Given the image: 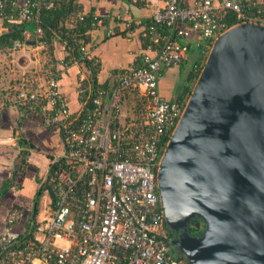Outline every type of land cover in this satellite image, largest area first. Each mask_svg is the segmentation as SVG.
Returning a JSON list of instances; mask_svg holds the SVG:
<instances>
[{"label":"built area","instance_id":"2783aa9c","mask_svg":"<svg viewBox=\"0 0 264 264\" xmlns=\"http://www.w3.org/2000/svg\"><path fill=\"white\" fill-rule=\"evenodd\" d=\"M160 1L162 9L152 12L150 24L140 34L143 50L127 66L116 68L111 84L93 87L92 70L84 67L87 75L81 72L77 85L79 108L73 112L60 90L59 73L37 80L23 71L29 64L32 69L29 49L43 47L38 43L43 11L55 9L58 3L0 0V34L7 30L5 22L24 24L22 38L11 41L10 61L17 66L21 59H29L17 66L22 69L17 85L0 84V110L14 105L59 135L48 171L49 212L37 219L27 237L9 228L21 218L20 210L8 211L6 228L0 233V264H186L168 245L157 172L188 95L166 99L158 91L157 78L164 68L185 59L192 38L198 62L191 69L198 78L219 35L242 23L264 26V4ZM73 16L84 18L76 12ZM88 19L90 27L102 21L97 16ZM68 28L66 35L77 31L73 23ZM73 40L79 55L63 40L67 49L60 64L98 61L91 57L86 41ZM127 90H136L144 100L138 122L123 104ZM17 141L15 134L0 137V145L24 149Z\"/></svg>","mask_w":264,"mask_h":264},{"label":"water","instance_id":"95a60500","mask_svg":"<svg viewBox=\"0 0 264 264\" xmlns=\"http://www.w3.org/2000/svg\"><path fill=\"white\" fill-rule=\"evenodd\" d=\"M186 264H264V26L213 42L157 172ZM204 226L192 235L188 222Z\"/></svg>","mask_w":264,"mask_h":264},{"label":"crops","instance_id":"0c3cea01","mask_svg":"<svg viewBox=\"0 0 264 264\" xmlns=\"http://www.w3.org/2000/svg\"><path fill=\"white\" fill-rule=\"evenodd\" d=\"M257 1L264 4V0ZM181 2L190 5L192 0ZM74 4L77 6L76 13H81L86 18L97 16L102 20L100 25L88 27L86 32V42L92 50L91 57L98 59L93 79L102 85L111 84L116 68L127 66L143 50L140 34L150 24L152 12L163 7L160 0H74ZM71 24L72 22H67L68 27ZM108 29L112 30L109 35L106 33ZM189 41L185 59L164 68L157 78L158 91L166 99L186 97L195 84V79L191 81L188 76L197 59L198 48L195 38ZM31 48V64L36 62L37 67L41 49H35L34 46ZM66 49L62 43L55 42L53 52L58 61L56 67L60 70V90L70 110L75 112L79 108L78 77L81 72L84 75L87 72L85 64H60L61 59L65 58ZM151 54L154 55V52L151 51ZM37 78L41 79L40 76ZM1 86L5 87L7 84L3 82ZM11 134L17 135V142L24 149L0 145V233L6 228L8 211L17 208L21 212V218L9 228L28 237L37 219L49 212L48 171L53 154L59 148V135L23 109L9 105L0 110V137ZM44 198L45 209L40 210V201Z\"/></svg>","mask_w":264,"mask_h":264},{"label":"trees","instance_id":"16d2710c","mask_svg":"<svg viewBox=\"0 0 264 264\" xmlns=\"http://www.w3.org/2000/svg\"><path fill=\"white\" fill-rule=\"evenodd\" d=\"M58 4L53 10H44L41 18V27L43 29V34L40 39H38V43L42 44L43 47L40 49V65L39 72L44 75L43 78H47L49 76L56 75L59 73V69L56 67V57L54 56L53 48L55 42L62 43L63 40H67L68 45L72 47V53L76 56L79 55V47L78 44L73 40V37L77 39H82V41H86V32L89 26L88 17H84L83 19L74 18V12H76V4H74V0H55ZM72 22L74 24V28L77 31H73V36L66 35V31L69 30L67 26V22ZM7 26V30L0 34V50L6 51L11 56V41L15 38H22V32L24 30L23 23L16 22H5ZM57 61V62H56ZM198 62V59L195 60ZM85 66L87 68H91L92 74L95 72V66L98 64L90 62V60L84 61ZM46 68V71H45ZM28 75V72L25 73ZM30 75L33 77L35 75ZM189 80L194 81L196 78V74L194 71L189 72L188 76ZM98 83L94 81L93 87H95ZM102 85V84H100ZM190 91V90H189ZM122 100L125 108L130 112L129 115L132 116L136 122H138L141 118V113L143 111L144 100L139 96L136 90H127L122 95ZM55 166V165H54ZM54 168V167H53ZM48 185V184H47ZM49 187V185H48ZM204 224L199 217H193L188 222V229L192 234H199L203 228ZM25 237L22 240H26ZM174 253V252H173ZM178 258H183L181 255L176 254Z\"/></svg>","mask_w":264,"mask_h":264},{"label":"rangeland","instance_id":"374dc122","mask_svg":"<svg viewBox=\"0 0 264 264\" xmlns=\"http://www.w3.org/2000/svg\"><path fill=\"white\" fill-rule=\"evenodd\" d=\"M32 27H33L32 25H29V28L31 30H32ZM32 49L33 48H30V50ZM12 58H13V54H11L10 56L8 52L0 50V84L4 82L5 84H8V85H12V84L17 85L19 83L17 79H19L20 76L22 75V69H20V67H17V66H23L25 64H28L29 62V59L27 57L26 59H23V60L21 59L18 65L16 66L14 63L10 61ZM37 63H38L37 67H36V62H35L34 64H32L31 70H29L31 66L29 64L25 69H23V71L28 72L27 76H30V73H31L32 75H35L33 77L37 78V76H40V78L42 79L44 75L40 73L38 70L39 65H40V56H39V60L37 61ZM45 71H46V68H45ZM37 79L39 80V78ZM127 113H130V112L127 110ZM45 204H46V199L45 198L41 199L40 205H39L40 210L45 209L44 208ZM200 234L201 232L199 234H196V236H199ZM192 235H195V234H192Z\"/></svg>","mask_w":264,"mask_h":264},{"label":"flooded vegetation","instance_id":"af4514ba","mask_svg":"<svg viewBox=\"0 0 264 264\" xmlns=\"http://www.w3.org/2000/svg\"><path fill=\"white\" fill-rule=\"evenodd\" d=\"M166 232H167V234H168V245H169L170 249H171L172 252H174L175 254L180 255L179 252H177V251L175 250V248H174V247H176V244L173 243V242L177 239L178 233L175 232V231H173V230H171V229H169V228L166 229Z\"/></svg>","mask_w":264,"mask_h":264},{"label":"clouds","instance_id":"9594fccd","mask_svg":"<svg viewBox=\"0 0 264 264\" xmlns=\"http://www.w3.org/2000/svg\"><path fill=\"white\" fill-rule=\"evenodd\" d=\"M192 68V67H191ZM192 70V69H191ZM196 80H197V78L195 79V82H196ZM191 91V90H190ZM190 91H189V94H190ZM189 94H188V96H189Z\"/></svg>","mask_w":264,"mask_h":264}]
</instances>
